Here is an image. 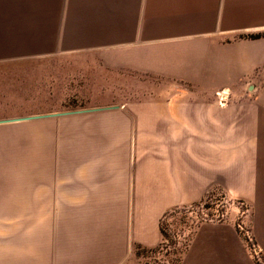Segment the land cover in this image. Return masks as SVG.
Here are the masks:
<instances>
[{
  "label": "crops",
  "instance_id": "crops-1",
  "mask_svg": "<svg viewBox=\"0 0 264 264\" xmlns=\"http://www.w3.org/2000/svg\"><path fill=\"white\" fill-rule=\"evenodd\" d=\"M88 54L194 89L0 125H20L23 167L0 187V264H127L217 190L264 258V0H0V64ZM238 219L199 224L179 264H257Z\"/></svg>",
  "mask_w": 264,
  "mask_h": 264
},
{
  "label": "rangeland",
  "instance_id": "rangeland-1",
  "mask_svg": "<svg viewBox=\"0 0 264 264\" xmlns=\"http://www.w3.org/2000/svg\"><path fill=\"white\" fill-rule=\"evenodd\" d=\"M193 89L188 84L172 83L136 71L108 69L91 54L1 63L0 122L88 106L157 105L168 101L166 92ZM21 157L20 125L0 127V187L18 186L23 169ZM227 214L247 220L245 229L249 230V211L245 212L241 204L228 202L217 190L199 208H188L185 213L165 220L167 229L176 236L174 243L165 242L154 254L139 251L127 264H172L178 257L177 250L190 237L199 219L223 220L230 216ZM261 263L264 264L262 260Z\"/></svg>",
  "mask_w": 264,
  "mask_h": 264
},
{
  "label": "trees",
  "instance_id": "trees-1",
  "mask_svg": "<svg viewBox=\"0 0 264 264\" xmlns=\"http://www.w3.org/2000/svg\"><path fill=\"white\" fill-rule=\"evenodd\" d=\"M260 37H261V35H255V36H249L247 38L248 39H259ZM209 194H211V193H209ZM209 194L205 195L203 200L199 203H195V204H192L191 206H187V207L174 208V209L167 211L163 215V217L161 218L160 223H159V230H160V234H161V243L157 247H155L154 249H145V248H142L141 246H135L134 247V255L136 256L139 251H144L146 253L154 254V253L158 252V250L164 246L165 242L171 241L174 243V240H176V236H175V234H173V232L171 230L167 229V226H165V224H164L165 220L173 217L174 215H177L178 213H182V212L185 213L188 210V208L189 209L199 208ZM204 221H205V219L201 218L195 223L190 237L185 239L183 244H182V247L177 250L176 253H177L178 257L173 261L172 264H179L180 263L182 255L184 254V252L188 246V243H189V241H190V239L194 233L195 228ZM261 260L264 262V258H261ZM257 264H261V263L257 261Z\"/></svg>",
  "mask_w": 264,
  "mask_h": 264
},
{
  "label": "built area",
  "instance_id": "built-area-1",
  "mask_svg": "<svg viewBox=\"0 0 264 264\" xmlns=\"http://www.w3.org/2000/svg\"><path fill=\"white\" fill-rule=\"evenodd\" d=\"M215 100L220 107H224L228 105L231 100L229 91L220 90L216 92ZM221 220L222 219H219L217 221H221ZM237 229H238V232L241 238L243 239V242L245 243V246L249 250V252L253 255L255 260H257L258 262H261V257L258 253L257 247L255 243L253 242L250 231L245 229V224L241 222L237 223Z\"/></svg>",
  "mask_w": 264,
  "mask_h": 264
},
{
  "label": "water",
  "instance_id": "water-1",
  "mask_svg": "<svg viewBox=\"0 0 264 264\" xmlns=\"http://www.w3.org/2000/svg\"><path fill=\"white\" fill-rule=\"evenodd\" d=\"M63 114L64 113H59V114H43V115L29 116V117H23V118H19V119H11V120H7V121H2V122H0V124H3V123H15V122H21V121H26V120H31V119H37V118H49V117L59 116V115H63Z\"/></svg>",
  "mask_w": 264,
  "mask_h": 264
}]
</instances>
